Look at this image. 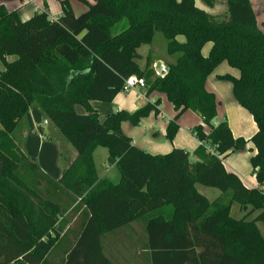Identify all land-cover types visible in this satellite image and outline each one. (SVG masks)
Instances as JSON below:
<instances>
[{"label": "trees", "instance_id": "16d2710c", "mask_svg": "<svg viewBox=\"0 0 264 264\" xmlns=\"http://www.w3.org/2000/svg\"><path fill=\"white\" fill-rule=\"evenodd\" d=\"M57 1L58 18L46 9L27 21L0 4V264H116L102 237L134 221L144 222L149 264H264V31L251 0H224L222 17L196 0H94L78 15L70 0ZM157 32L174 58L163 75L150 54L143 67L138 62V49ZM223 61L240 72L219 78L231 82L234 98L257 125L249 140L234 137L226 120L215 124L219 102L206 80ZM131 75L145 80L147 93H164L173 104L169 140L184 111L201 116L193 128L201 144L193 153L152 154L123 132L122 122L139 126L152 111L158 114L159 100L100 120L90 102H112ZM33 106L77 151L59 180L29 157L16 135ZM38 131L44 135L42 126ZM248 141L256 149L250 159L256 188L223 163ZM97 147L107 148L118 181L98 177ZM198 185L220 194L209 199ZM75 214L79 226L65 231ZM56 249L61 258L53 262Z\"/></svg>", "mask_w": 264, "mask_h": 264}, {"label": "crops", "instance_id": "0c3cea01", "mask_svg": "<svg viewBox=\"0 0 264 264\" xmlns=\"http://www.w3.org/2000/svg\"><path fill=\"white\" fill-rule=\"evenodd\" d=\"M81 1L82 2H74L70 0L76 15L81 14V12L83 13L88 9L89 4L94 3V0ZM0 4H4L8 10H17L22 21H27L35 13L46 11V9L49 12L50 19L58 18L62 13L61 5L57 0H0ZM197 6L204 9L205 11L207 10L205 7H201L198 4ZM210 8L211 11L208 12L209 14L215 15V13H218L216 11L215 2L212 6H210ZM259 26L263 30L264 22ZM178 39L181 41L184 40L182 36H179ZM148 54L153 56L152 59L154 69L158 62H160L163 66H168V62L174 61V58L169 56L167 52H165L163 56L157 55L156 57H154L151 52ZM139 55V59H142V56H145L141 53H139ZM8 60L13 59L8 57ZM142 60H144V63L140 64V66L143 67L146 62V58L144 57ZM226 63V61L220 63L206 80V88L209 91L214 92L219 102L217 106V117L215 119V124L222 120H226L232 130L234 137H242L246 140H249L256 132L257 125L252 115L245 108L239 105L234 98L231 82L224 81L219 78V76L224 74H231L236 77L240 74L238 69L232 68L228 63L227 64L229 66ZM154 100L160 101V104L158 105L159 113L156 114L155 111H152L147 117L142 119L139 126H133L128 121L122 122L121 128L123 132L132 138L133 143L136 146L152 154H166L174 148L186 149L193 153L200 145V141L193 133V128L196 125L202 123V118L198 113L192 110L184 111L177 119L179 126L178 131L176 132L173 140H169L167 138V128L170 121L175 118L176 111L173 104L168 101L167 96L164 93L157 91L147 93L146 88L138 87L129 92L122 90L116 95L112 102L93 100L90 102V104L98 111L100 120L103 121L105 117L111 112L118 110L133 112L146 103H151V101ZM76 110L78 112L84 111L81 106H76ZM45 120L46 119L43 117L40 108L37 106L31 107L26 114L24 122L18 127L16 135L24 143L25 150L29 157L37 161L41 169L51 178L59 180L62 176V172L72 164L78 154L71 144L59 132L58 128L52 126L50 127L49 124H45ZM39 126L43 127L44 135L39 133ZM255 153V147L251 142L248 141L244 147L229 154L223 160L225 168L228 171L236 173L241 178L244 185L248 188H256L258 186L250 163V159ZM96 157L97 160L101 161L99 169L96 165ZM107 157V148L97 147L94 150L93 158L98 177L100 179L109 178L113 181H118L119 179L116 180L114 177H112V172L114 169H116V167L114 164L107 163ZM203 194L206 195L205 193ZM219 194H216L215 197H217ZM206 196L209 199L215 198H212L208 195ZM77 226H79V215L75 214L74 218L68 222L65 231L69 227L75 228ZM106 235L131 239V241L135 242L136 244L134 253L137 261L136 264H149L147 259L148 251L143 247L147 241V233L145 231V225L143 221H134L129 226L122 228L116 233L105 234L102 237V245L103 238ZM70 239L74 240L73 235H70ZM50 255L53 262H57L61 258V252L57 249L53 250ZM106 255L116 264H129V260H126V258H122L120 261L113 256H109L107 253Z\"/></svg>", "mask_w": 264, "mask_h": 264}, {"label": "rangeland", "instance_id": "374dc122", "mask_svg": "<svg viewBox=\"0 0 264 264\" xmlns=\"http://www.w3.org/2000/svg\"><path fill=\"white\" fill-rule=\"evenodd\" d=\"M72 1L82 2L81 0H72ZM213 1L216 3V11L218 12V13H215V16H221L222 17L223 15L227 14L228 10L226 9L227 6L224 5L226 3H223V2H225L224 0H213ZM251 2L253 4L254 10H255L256 15H257L258 25H261V23L264 22V0H251ZM197 4L200 5L201 7H205V9H207L206 10L207 12L211 11L210 6L207 5L204 1L196 0V5ZM226 10H227V12H226ZM263 31H264V29H263ZM182 38L184 39V37H182ZM210 46H212L211 43H207L204 46V48L202 49V54L204 56L208 55L209 49H211ZM166 47H167L166 38L164 37V35L161 32H157L155 37H154V41L151 44L142 45L139 49V53L145 55V56H142V59L144 57L146 58V56L148 55L149 52H151V54L154 55V57H156L157 55L163 56L164 53L166 52ZM152 57L153 56H151V58ZM10 58L13 59L14 57H10ZM142 59L138 60V62L140 64L144 63V60H142ZM2 68H3V65L0 63V69H2ZM168 101H169V99H168ZM47 121H48V124L50 125V127L51 126L55 127V125L53 123H51L49 120H47ZM96 165L99 169L100 165H101V161L97 160V157H96ZM112 177H114V179H116V180L119 179V173H118L117 169L113 170ZM198 187H199L200 191H202L203 193H205L208 196H211L212 198L215 197L216 194H219V192H218L219 190H217V189L208 188V187H204L201 185H198ZM238 213H239L238 212V205L235 204L232 208V214L237 216ZM260 229L264 235V224L260 223ZM103 246H104L105 252L109 256H113L114 258H117L120 261L122 260V258H126V260H129V264H136L137 263L136 257L134 255L135 249H136V244H135V242L131 241V239H128L125 237L120 238V237H112L110 235H106L103 238Z\"/></svg>", "mask_w": 264, "mask_h": 264}, {"label": "built area", "instance_id": "2783aa9c", "mask_svg": "<svg viewBox=\"0 0 264 264\" xmlns=\"http://www.w3.org/2000/svg\"><path fill=\"white\" fill-rule=\"evenodd\" d=\"M138 87H144L146 88V82L143 78H140L136 75H131L130 77H128L125 81V84L123 86V91L125 92H129L133 89H136ZM154 101H151V103H154ZM45 124H48V121L45 120L44 121ZM201 144V143H200ZM207 148L211 151V152H215L213 147H210L209 145H207Z\"/></svg>", "mask_w": 264, "mask_h": 264}, {"label": "water", "instance_id": "95a60500", "mask_svg": "<svg viewBox=\"0 0 264 264\" xmlns=\"http://www.w3.org/2000/svg\"><path fill=\"white\" fill-rule=\"evenodd\" d=\"M169 70L168 66H163L160 62H158L155 66V71L159 74V75H163L165 73H167Z\"/></svg>", "mask_w": 264, "mask_h": 264}]
</instances>
